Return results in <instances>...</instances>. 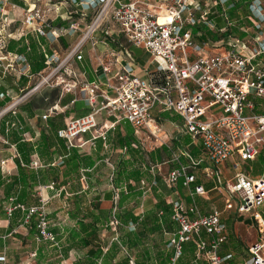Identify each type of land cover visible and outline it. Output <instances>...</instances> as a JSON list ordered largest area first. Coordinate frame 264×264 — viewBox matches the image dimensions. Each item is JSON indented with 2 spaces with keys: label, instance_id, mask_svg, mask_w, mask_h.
I'll return each mask as SVG.
<instances>
[{
  "label": "crops",
  "instance_id": "1",
  "mask_svg": "<svg viewBox=\"0 0 264 264\" xmlns=\"http://www.w3.org/2000/svg\"><path fill=\"white\" fill-rule=\"evenodd\" d=\"M213 1L202 2L208 10L207 21L188 26L196 43L216 45L230 38L247 45L246 53L256 44L264 48V19L258 17L260 13L264 18V0H259L261 6L257 12L251 11L257 0H228L225 4ZM54 5L60 9L53 10ZM28 6L44 10L47 19L44 34L37 31L41 23L25 24L24 11ZM80 11L62 0H9L4 8L10 21V35L2 53L5 59L0 63V257H3L0 264H13V253L35 241L41 243L34 253L38 257L30 260L31 253L26 249L20 252L21 264H89L91 250L99 251L94 264H209L203 258H196L193 242L185 243L192 244V251H183L172 262L170 238L179 229L171 218L172 201L181 202L185 208L195 203L201 214L220 211L226 240L217 253L221 258L230 256L221 264H235V255L242 248L241 226L246 219V224L255 222L251 214L237 211L236 196H231L235 201L233 208L225 209V200L230 196L224 182L233 181L237 171L253 177L242 169L243 163L236 156L224 164L219 184L214 176H206L205 169L212 171V164L203 157L200 141L185 132L177 114L151 110L150 123H156L158 129L155 138L148 130L136 131L120 115L100 109L104 103L100 94L91 106L78 87L59 90L41 84L34 89L53 63L63 59L79 42L91 15L89 11ZM193 28L197 30L195 33ZM81 55L80 60L73 58L66 65L67 72L73 73L67 75L69 85L99 84L106 96L113 95L111 77L122 66L147 80L155 72L151 55L132 45L111 20L83 44ZM261 58L264 61V53ZM104 67L110 72H104ZM33 80L36 82L27 94L30 96L16 102ZM9 106L10 110L2 112ZM96 110L95 128L72 142L58 136L57 131L70 119ZM247 113L264 114V100L257 99L254 109ZM44 114L48 115L46 119L42 117ZM174 115L181 123L172 119ZM127 136L129 144L125 143ZM183 152L199 161L198 167L191 170L196 180L185 186L184 178L180 177L169 187L164 176L187 164ZM174 154L177 160L173 159ZM135 175L139 178L134 179ZM197 185H202L206 193L191 194ZM212 191L221 195L218 200L212 201ZM41 202L47 219L57 222L54 226L49 224L54 241H37L36 229L31 230L35 218L24 224L22 210H14L10 217L5 212L9 203L29 207ZM92 206L111 210V217L108 224L95 226L91 235L86 236L70 219V214L81 217ZM259 208L255 211L262 218L264 211L261 214ZM127 212L132 213L135 222L123 223L121 218ZM61 218L71 224L62 222ZM189 218H195V214L189 213ZM71 232H80L87 243L73 240ZM252 232L248 231V235H253ZM200 237L207 238L204 231ZM248 258H243L240 264H245Z\"/></svg>",
  "mask_w": 264,
  "mask_h": 264
},
{
  "label": "built area",
  "instance_id": "2",
  "mask_svg": "<svg viewBox=\"0 0 264 264\" xmlns=\"http://www.w3.org/2000/svg\"><path fill=\"white\" fill-rule=\"evenodd\" d=\"M203 1L205 0H62L67 6L79 7L81 13L89 11L90 21L79 42L63 59L57 60L58 63L54 62L55 66L41 77L34 89L41 84L60 85L62 82L59 79L63 78L59 75L61 69L73 58L80 60L83 44L91 40L107 20H111L132 45L151 55L156 74L147 80L122 66L111 77L112 96L104 95L99 84L94 83L76 82L68 85L67 89L78 87L81 93L85 92V98L91 106L100 94L104 99L100 109L120 115L136 131L148 130L155 138H158V129L156 123H150L151 110L177 114L182 119L185 132L193 140L200 141L203 157L212 164V171L205 169L206 176H214L221 184L223 167L229 158L236 156L242 163L253 161L264 146V114L247 113L254 109L257 99L264 100V61L261 58L264 48L256 44L246 53L247 45L239 40L233 42L230 38L221 46L211 45L210 50L208 43H196L188 26L207 21L208 10L204 8ZM219 1L225 4L228 0H214L213 3L217 4ZM8 3L9 0H0V63L5 59L2 53L10 35V21L4 13ZM260 6L261 2L257 0L251 5V11H259ZM59 9V5L53 6V10ZM160 13L170 19L159 22ZM24 16L27 25L41 23L37 31L44 34L43 25L47 24L44 10L28 6ZM224 16L227 18L226 14ZM258 17L264 19L260 13ZM103 71L110 72V69L104 67ZM66 75L73 76V73L69 71ZM24 97L25 95L19 97L16 102ZM7 110H10V106L2 112ZM96 112L97 110L80 118L70 119L57 131L58 136L72 142L78 135L95 128ZM47 116L44 114L42 117L46 119ZM181 154L187 158V164L170 170L164 176L169 187H173L180 177L184 178L185 186L196 180L191 170L198 167L199 161L186 152ZM173 159L177 160L178 156L174 154ZM224 187L230 196L225 200V209L233 208L231 196H236L237 211L251 214L258 225L259 235L248 248L249 258L245 264H264V214L261 218L255 211L264 206V169L257 177L237 171L233 181H225ZM205 193L204 187L197 185L191 194ZM171 205V218L179 226L176 234L170 238V246L174 252L173 263L182 255L187 242L194 243L196 258H203L209 264H221L230 257L221 258L217 253L226 240L220 211L201 214L195 203L188 208L177 201H172ZM16 209L24 212V224L35 217L37 241H54L42 202L29 207L9 203L5 207L6 215L10 217ZM189 213L195 214V218L190 219ZM202 231L205 232L206 239L200 237Z\"/></svg>",
  "mask_w": 264,
  "mask_h": 264
},
{
  "label": "rangeland",
  "instance_id": "3",
  "mask_svg": "<svg viewBox=\"0 0 264 264\" xmlns=\"http://www.w3.org/2000/svg\"><path fill=\"white\" fill-rule=\"evenodd\" d=\"M227 40L224 39L223 42H226ZM223 42H219V43H216V45L214 46H221L223 44ZM208 47L210 49H212V46H211V43L209 42L208 43ZM59 61H56V63H58ZM53 66H55V64L53 63ZM67 66L65 65L59 75H61L63 78L62 79H59V82H62L60 83V85L58 86H55L54 88H57L59 90H65L68 87L69 85V80H68V77L66 75V72H67ZM34 82V83H33ZM35 82L36 80L32 81L31 83V86L26 89L22 95H20L19 97L25 95V99H27L29 95H27L34 87L35 85ZM24 99V100H25ZM173 120L175 121H179L181 123V119L177 116V115H174V117H172ZM242 169L246 172H248L249 174H251L253 177H257V176H260L262 173H263V168H264V146L261 148L258 156L256 157V159L252 162H246V163H243L241 165ZM210 196H211V199L212 201H215V200H218L219 199V196H221L220 194H218L216 191H212L210 193ZM232 203L234 204V199H231ZM259 211L261 212V214H263V211H264V206H262L261 208H259ZM247 220V219H246ZM246 220L244 221L245 222V225H242L241 226V236L239 237V242L241 243V246L242 248L240 250H238V254L235 255V264H240L242 262V259H247L248 258V254H247V247L249 246V244L254 241L257 237V235L259 234L258 232V225L256 222L254 221H250L249 224H246ZM61 221L62 222H65L66 224H71L70 221H68V219H64V218H61ZM50 223V226H54L53 224L57 223L55 221H49ZM225 224V223H224ZM225 227H226V224H225ZM253 230V235H248V231H251ZM38 242H34L33 245H28V247H24L23 249L21 250H17V252H14L13 253V264H21V260H20V252L22 251H25L26 249H28V251L31 253L30 255V260H34L35 258L38 257V254L36 256H34V253L36 251V247L39 246L41 243L39 242V244H37ZM57 255H60L59 252ZM224 261V260H223Z\"/></svg>",
  "mask_w": 264,
  "mask_h": 264
},
{
  "label": "trees",
  "instance_id": "4",
  "mask_svg": "<svg viewBox=\"0 0 264 264\" xmlns=\"http://www.w3.org/2000/svg\"><path fill=\"white\" fill-rule=\"evenodd\" d=\"M197 30L195 28H193V32L195 33ZM156 72H152L151 76L155 75ZM3 105V103H2ZM130 141V137H126L125 138V143L129 144ZM139 176L135 175L134 179H138ZM92 210L91 211H87L84 215H82L81 217L76 216L74 213L70 214V219H73L75 221V224L77 225V227L79 228V230L81 232H84L86 236L91 235L92 231L95 229V226L99 225V224H108L109 219L111 217V210H105V209H101L99 208V206H92ZM167 211H169L167 209ZM35 218L32 217L31 220ZM117 218V217H116ZM30 220V221H31ZM121 220L123 221V223H126L128 220L135 222L136 218L132 215V213L127 212L125 213L124 217L121 218ZM31 230L34 231L35 228V222L33 223V221H31ZM71 237L73 240H80L81 242L87 243V241L84 238H81V234L80 232H71L70 233ZM190 249L191 251L193 250V246L191 243L185 244L183 251H186ZM89 253L91 254L90 258H89V264H94L93 262L97 260V258L99 257V251L98 250H91L89 251Z\"/></svg>",
  "mask_w": 264,
  "mask_h": 264
},
{
  "label": "bare ground",
  "instance_id": "5",
  "mask_svg": "<svg viewBox=\"0 0 264 264\" xmlns=\"http://www.w3.org/2000/svg\"><path fill=\"white\" fill-rule=\"evenodd\" d=\"M167 17V18H166ZM168 19H170L168 16H165V14L164 13H160V15H159V18H158V21L159 22H164V21H166V20H168ZM83 94H85V92H83ZM85 96V95H84Z\"/></svg>",
  "mask_w": 264,
  "mask_h": 264
}]
</instances>
